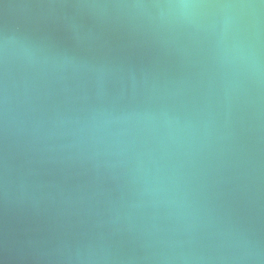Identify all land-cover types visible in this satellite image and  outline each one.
Wrapping results in <instances>:
<instances>
[{
    "label": "water",
    "instance_id": "95a60500",
    "mask_svg": "<svg viewBox=\"0 0 264 264\" xmlns=\"http://www.w3.org/2000/svg\"><path fill=\"white\" fill-rule=\"evenodd\" d=\"M172 2L0 0V264H264V7Z\"/></svg>",
    "mask_w": 264,
    "mask_h": 264
},
{
    "label": "clouds",
    "instance_id": "9594fccd",
    "mask_svg": "<svg viewBox=\"0 0 264 264\" xmlns=\"http://www.w3.org/2000/svg\"><path fill=\"white\" fill-rule=\"evenodd\" d=\"M162 7L166 8L170 13L179 10L184 14H189L196 9L208 7V5L197 4L194 3L193 0H174V2L163 5ZM220 7L229 10L248 9L251 10V12L254 13L255 16L258 14V10L264 7V0H260L259 4L252 2V0H247V2L223 4L220 5ZM246 255L249 258H253V259L258 258V256L254 255L251 252L246 253Z\"/></svg>",
    "mask_w": 264,
    "mask_h": 264
}]
</instances>
